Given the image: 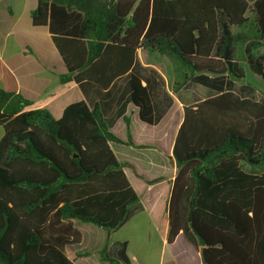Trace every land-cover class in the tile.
I'll return each instance as SVG.
<instances>
[{"label": "trees", "instance_id": "obj_1", "mask_svg": "<svg viewBox=\"0 0 264 264\" xmlns=\"http://www.w3.org/2000/svg\"><path fill=\"white\" fill-rule=\"evenodd\" d=\"M31 21L48 30L66 68L60 83L107 90L128 76V100L148 125L165 109L152 102L155 73L136 69L140 48L169 62L170 92L195 84L213 93L183 106L175 174L154 222L160 232L167 224L176 264H264V0H37ZM252 75L262 100L234 90ZM124 113L126 140L96 104L72 103L55 120L0 88V264H74V221L107 232L122 225L139 199L125 172L133 167L111 145L147 148L131 139ZM99 255L130 264L123 250L116 261Z\"/></svg>", "mask_w": 264, "mask_h": 264}, {"label": "crops", "instance_id": "obj_2", "mask_svg": "<svg viewBox=\"0 0 264 264\" xmlns=\"http://www.w3.org/2000/svg\"><path fill=\"white\" fill-rule=\"evenodd\" d=\"M36 6L37 0H0V88L21 94L37 108L46 109L55 120L60 119L63 110L72 103L96 104L105 121L112 125V131L124 140L126 129L120 114L125 110L124 115L130 119L131 139L137 144L147 145L143 149L111 145L117 160L133 167V170L126 168L125 172L139 202L130 207L122 225L109 232L93 224L74 221L81 234V242L78 247L66 248L69 260L74 264H108L100 260L102 250L103 256L114 261L117 253L123 250L130 264H176L166 244L167 224L164 223L160 232L154 222L159 219L156 211L167 200L175 174L170 159L183 117V106L204 100L213 93L198 85L193 88L194 92L184 97L186 102L179 100L169 90L166 76L169 62L143 48L136 51V69L143 77L151 71L155 73L149 80L152 85L160 83V93L153 97L152 102L158 109H165L155 125L138 119V109L128 100V76L118 78L107 90H100L87 82L62 84L59 76L67 71L50 34L46 28L32 24L31 12ZM142 85L145 86V82L142 81ZM195 98L199 100L195 101ZM2 134L0 128V138ZM115 147L122 151L116 152ZM135 174L149 180L162 177L165 181L159 184L160 187H155L145 184Z\"/></svg>", "mask_w": 264, "mask_h": 264}, {"label": "rangeland", "instance_id": "obj_3", "mask_svg": "<svg viewBox=\"0 0 264 264\" xmlns=\"http://www.w3.org/2000/svg\"><path fill=\"white\" fill-rule=\"evenodd\" d=\"M258 52L260 54H264V47H261L259 48ZM170 81H172L170 79ZM195 87H198V85H195V84H188L186 86V88H184L185 90L181 93H176L177 97L179 98V100H186L184 97H187L186 95L194 92L193 91V88ZM204 90L206 91H209L205 88H203ZM234 90L246 97H249L251 99H254V100H262L263 99V86L260 82V80L255 77V76H249L245 82H237L234 84ZM185 95V96H184ZM196 100H199L197 98H195V101ZM186 102V101H185ZM116 152H118V150H121L122 149H119V147H115L114 148ZM125 151V150H124ZM118 154V153H117ZM71 247H76V246H71ZM99 256V255H98ZM90 261H94V258H90L89 259Z\"/></svg>", "mask_w": 264, "mask_h": 264}]
</instances>
